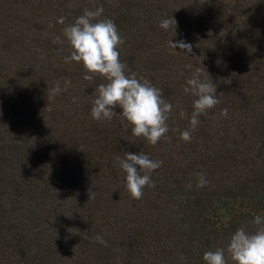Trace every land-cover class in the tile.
I'll return each mask as SVG.
<instances>
[{
	"label": "trees",
	"instance_id": "obj_1",
	"mask_svg": "<svg viewBox=\"0 0 264 264\" xmlns=\"http://www.w3.org/2000/svg\"><path fill=\"white\" fill-rule=\"evenodd\" d=\"M101 6L124 41L126 73L173 106L156 145L132 136L119 108L110 121L93 119L95 88L107 81L85 80L82 63L64 61L72 49L63 29ZM172 17L176 32L160 27ZM197 68L220 102L185 142L197 97L184 87ZM65 78L67 90L47 96ZM141 151L163 163L136 200L115 158ZM200 173L207 184L198 188ZM256 215L264 216V0H0V264H205L203 254L226 247L238 228L255 231Z\"/></svg>",
	"mask_w": 264,
	"mask_h": 264
},
{
	"label": "clouds",
	"instance_id": "obj_2",
	"mask_svg": "<svg viewBox=\"0 0 264 264\" xmlns=\"http://www.w3.org/2000/svg\"><path fill=\"white\" fill-rule=\"evenodd\" d=\"M104 12L103 7L96 10L85 9L83 14L63 29V36L71 46V53L64 58L65 63H82L85 70L90 73L84 76L85 80H93L95 75L102 76L107 83L96 86L95 99L91 108V116L97 121L112 120L118 113L122 120H126L131 127V135L143 138L150 144L156 145L166 137L169 132L167 121L170 118L173 106L163 98L162 91L153 86L150 81L137 78L135 73L127 74L126 65L120 60L119 47L123 39L113 20L100 19ZM57 23L65 24V18L59 17ZM160 27L168 30L173 28L176 32L177 21L172 17L164 19ZM57 37L55 42H59ZM171 47H179L187 53L192 52L191 45L183 42H170ZM185 93L197 97L193 101L194 111L190 118L191 128L184 130L180 139L185 142L191 140V133L200 123L199 117L219 104L216 84L201 79V70L195 69L192 76L186 81ZM71 80L65 78L64 88L61 89L59 81L55 87L48 89L47 96L54 97L62 90L66 91ZM222 94V93H221ZM48 110H51L49 104ZM227 109L223 115H227ZM181 111L180 116L184 117ZM120 168L126 173V190L133 199L143 198L144 188L155 187L151 173L162 166V161L152 160L144 151L139 154L125 152L124 157L115 158ZM143 173V174H142ZM197 187L207 184L203 173L198 174ZM91 199L95 192L88 190ZM255 231H248L244 226L238 228L230 237L226 247H217L203 254L205 264H264V216L256 215L250 222ZM99 243H106L102 236L95 238Z\"/></svg>",
	"mask_w": 264,
	"mask_h": 264
}]
</instances>
